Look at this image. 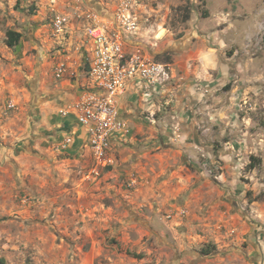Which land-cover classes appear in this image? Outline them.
<instances>
[{
    "label": "rangeland",
    "instance_id": "rangeland-1",
    "mask_svg": "<svg viewBox=\"0 0 264 264\" xmlns=\"http://www.w3.org/2000/svg\"><path fill=\"white\" fill-rule=\"evenodd\" d=\"M94 23L166 73L98 177L76 118L42 119L69 72L89 86ZM262 118L264 0H0V264H264Z\"/></svg>",
    "mask_w": 264,
    "mask_h": 264
},
{
    "label": "built area",
    "instance_id": "built-area-1",
    "mask_svg": "<svg viewBox=\"0 0 264 264\" xmlns=\"http://www.w3.org/2000/svg\"><path fill=\"white\" fill-rule=\"evenodd\" d=\"M66 22V17L54 18V35L66 34ZM85 36L83 53L89 86L61 113L73 115L87 135L83 144L90 161L88 175L98 177L115 162L111 152L112 141L129 133V125L120 116L118 108L129 85L150 87L162 84L166 73L160 64L126 54L121 35L111 33L106 26L91 24ZM64 73L62 63L54 69L58 78ZM72 143V137L66 136L56 149H66Z\"/></svg>",
    "mask_w": 264,
    "mask_h": 264
},
{
    "label": "crops",
    "instance_id": "crops-1",
    "mask_svg": "<svg viewBox=\"0 0 264 264\" xmlns=\"http://www.w3.org/2000/svg\"><path fill=\"white\" fill-rule=\"evenodd\" d=\"M70 74H73V73L69 72L66 75L67 77H65L61 81V83H59L61 86L58 88L59 89L57 93L58 96L56 97V99L51 100L52 103L55 102L54 107L52 106L50 107L52 108L51 110L52 114L46 113L42 116V119H45V121L47 119L53 120L55 124H57L58 122V126L64 127V129H66L67 132H69V134L72 133L73 135L74 134L77 135V130L79 126L77 125L75 120H73L74 119L73 116L71 114H63L60 112H63L67 108L68 105H70L73 101H75L81 95V92H83L86 89V87H85V83L83 82L84 79L80 77L79 72L75 80H72L69 77ZM129 87H131L132 90L130 92L128 90L126 91L125 95L122 96V98L120 99L119 107H118L120 116L124 118L126 121L127 119L125 118V115H129V113L132 112L133 109L135 110V108L136 109L137 108H149V104H147V102L140 101V97L138 93L139 85L130 84ZM143 100L145 99L143 98ZM48 105L49 104L46 103L44 107H47ZM56 110L59 111V114L58 112H56ZM128 119L129 120L127 121V123L129 126H131V129H133L135 126L137 127L138 125L137 122L132 121L133 119L130 120L131 118H128ZM79 130H81L80 127H79ZM77 144H78L77 146L80 147V145L83 144L82 140H80Z\"/></svg>",
    "mask_w": 264,
    "mask_h": 264
},
{
    "label": "trees",
    "instance_id": "trees-1",
    "mask_svg": "<svg viewBox=\"0 0 264 264\" xmlns=\"http://www.w3.org/2000/svg\"><path fill=\"white\" fill-rule=\"evenodd\" d=\"M189 19V15L184 17V20L187 21ZM21 39V33L15 30L8 29L5 32V44L8 48L18 51L19 50V42ZM260 126L264 129V118L260 119ZM216 251V246L214 244H204L199 249L198 254L202 257L208 256Z\"/></svg>",
    "mask_w": 264,
    "mask_h": 264
}]
</instances>
